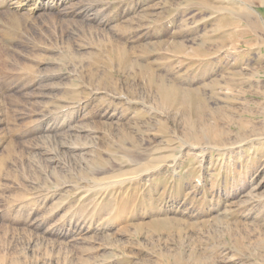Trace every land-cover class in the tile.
Wrapping results in <instances>:
<instances>
[{
    "label": "rangeland",
    "instance_id": "374dc122",
    "mask_svg": "<svg viewBox=\"0 0 264 264\" xmlns=\"http://www.w3.org/2000/svg\"><path fill=\"white\" fill-rule=\"evenodd\" d=\"M71 2L0 6V264H264V0Z\"/></svg>",
    "mask_w": 264,
    "mask_h": 264
},
{
    "label": "bare ground",
    "instance_id": "6f19581e",
    "mask_svg": "<svg viewBox=\"0 0 264 264\" xmlns=\"http://www.w3.org/2000/svg\"><path fill=\"white\" fill-rule=\"evenodd\" d=\"M71 1L72 0H0V6L6 7L11 19H16L17 15H23L24 13H26V15L31 18L36 12L43 10V8H45L47 11H52L55 6L57 7L59 5L64 6L62 10L69 9L67 12H65L67 13L66 15H69L68 13L77 15L78 13L81 14L82 12L86 13L87 15L88 11H90H87V9H84V7L81 8L80 5H75V3ZM90 14H94V12H91Z\"/></svg>",
    "mask_w": 264,
    "mask_h": 264
}]
</instances>
